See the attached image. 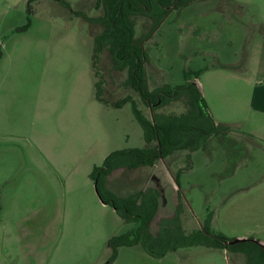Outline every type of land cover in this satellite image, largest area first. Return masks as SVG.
Masks as SVG:
<instances>
[{"label":"rangeland","instance_id":"1","mask_svg":"<svg viewBox=\"0 0 264 264\" xmlns=\"http://www.w3.org/2000/svg\"><path fill=\"white\" fill-rule=\"evenodd\" d=\"M95 2L0 0V264H256L264 246V142L244 126L264 59V0H196L159 24L133 18L148 88L184 85L189 73L210 115L195 103L206 129L209 122L233 128L195 135L200 146L177 153L170 166L116 170L107 186L120 197L162 189L154 233L157 222L174 216L181 195L187 235L207 228L259 247L196 245L155 259L140 245L123 246L112 263L109 238L135 225L103 204L91 173L112 152L146 147L124 101L131 97L150 118L152 111L107 48L94 58L95 36L104 31L89 22L103 14ZM185 99L157 113L182 115Z\"/></svg>","mask_w":264,"mask_h":264},{"label":"trees","instance_id":"2","mask_svg":"<svg viewBox=\"0 0 264 264\" xmlns=\"http://www.w3.org/2000/svg\"><path fill=\"white\" fill-rule=\"evenodd\" d=\"M193 1L196 0H96L94 7L102 10L103 14L89 19L91 24L104 27V31L95 36L94 58H97L99 50L107 48L113 59L120 64L117 68L120 71L128 69L129 78L126 85L132 88L144 100V105L152 111V118H150L138 108L131 97L124 101L131 102L136 120L144 129L146 147L112 152L107 156L103 165L97 166L91 173V178L96 185L95 189L103 204L111 206L123 223L135 225L134 229L127 234L114 235L109 238L107 244L113 251L110 258L111 263L116 259L118 249L123 246L140 245L150 254V257L155 259H160L180 248L187 249L196 245L218 250L234 248L233 245H226L229 242L228 239L211 234L207 228H204V231L198 228L187 235L182 225L181 195H179V203L174 216L171 219L163 218L157 222L158 230L154 233L152 224L155 222L158 207L163 199L162 189L149 187L135 194L120 197L107 187L109 177L116 170L154 167L159 161H164L170 166L171 158L177 153L184 150L193 152L200 146V136L195 135L204 134L209 138L214 134H225L233 128V126L216 127L213 122H209L210 128L206 129L201 119L200 107L199 114H196L195 103L200 101L209 118L210 115L197 85L189 82L188 72L186 74L188 82L173 89L156 91L150 90L147 86L144 68L147 57L142 45L138 44L135 38L136 24L133 18L138 15L146 16L159 24L172 10H179ZM96 86L97 97L103 102L99 83ZM181 99L188 102L189 110L186 113L179 116L157 113L160 108ZM192 125L194 127H191ZM246 242L254 248L260 245V241L253 239H248ZM260 246L263 249L259 247L260 253L255 259L256 264H264V246Z\"/></svg>","mask_w":264,"mask_h":264},{"label":"crops","instance_id":"3","mask_svg":"<svg viewBox=\"0 0 264 264\" xmlns=\"http://www.w3.org/2000/svg\"><path fill=\"white\" fill-rule=\"evenodd\" d=\"M264 57V56H263ZM255 78H253L252 87L249 92V110L247 116L248 121L244 128L254 137L252 140L264 142V59H259Z\"/></svg>","mask_w":264,"mask_h":264},{"label":"water","instance_id":"4","mask_svg":"<svg viewBox=\"0 0 264 264\" xmlns=\"http://www.w3.org/2000/svg\"><path fill=\"white\" fill-rule=\"evenodd\" d=\"M203 231H204V229H202ZM241 242H245V240H238V241H232V242H228L229 244H234V243H236V244H238V243H241ZM228 243H226V245H228Z\"/></svg>","mask_w":264,"mask_h":264}]
</instances>
